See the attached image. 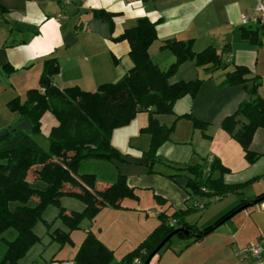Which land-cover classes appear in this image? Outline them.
Here are the masks:
<instances>
[{"label":"crops","instance_id":"1","mask_svg":"<svg viewBox=\"0 0 264 264\" xmlns=\"http://www.w3.org/2000/svg\"><path fill=\"white\" fill-rule=\"evenodd\" d=\"M255 5L256 0H74L67 6H63L61 0H0V131L22 121L20 113L11 109L10 102L18 99L22 104L30 90L40 89L41 75L49 61H53L51 64L56 68L52 83L59 89L77 87L94 92L101 85L119 81L133 67V61L128 41L118 38L136 27L140 19H147L155 26L156 39L148 52L151 61L163 71L176 61L170 50L162 49L165 40L187 43L194 54L208 48L217 52L225 47L230 50L223 54V68L219 70H206L208 66H198L191 58L179 64L169 77V84L198 79L202 82L193 98L187 95L175 102L174 115L155 116L158 122L171 126L175 116L190 114L207 127L202 132L193 128L188 119L177 120L169 140L157 150L156 155L161 161L153 163V173L150 165L129 164L124 160L125 157L148 158L145 154L150 137L141 132L149 121L147 112L138 113L127 126L112 134L111 143L123 159L108 162L111 170L105 177L100 176L101 180L113 181L117 174H121L139 198L138 189L155 191V196L164 201L163 204L152 202L156 207V219L148 217L153 210H147L144 216L134 206L138 201L130 199L132 203L127 205L123 200L122 208L102 209L91 221L84 218L79 228L71 231L56 215L55 220L61 225L50 229L54 223H47L50 229L47 234L52 241L49 259L34 248L35 243L22 263L61 264L71 261L74 264L73 259L86 234L92 232L113 251L111 264H114L157 227L161 212L170 215L179 211L184 215L179 224L174 222L175 227H186L194 236L175 235L150 264H259L254 260H239L235 251L250 243H258L264 236V202L234 213L212 231L205 230L240 204L255 201L264 189L255 197L231 200L196 218L194 212L200 210L197 203L206 206L211 204V197L221 195L205 193L208 192L206 188H202L199 195L190 194L186 187L188 174L176 168L200 166L204 178L210 175L214 160L227 168L228 173L220 175L214 171L211 178L221 179L226 186H241L239 192L223 195L212 203L227 195H242V187L245 188L250 181L233 180L228 176L247 169L251 164L232 136L245 120L237 117L239 123L231 134L222 129V123L251 99L248 89L253 84L252 78L258 84L257 95L264 100V27L260 28L251 21L241 23L242 17L254 15ZM60 13L67 19L56 21L55 16ZM236 66L246 67L250 80L243 85H226V73ZM249 150L257 156L252 164L264 168V129L255 130ZM156 166H162L164 170H157ZM78 202L80 204L75 207L83 210L84 205ZM65 210L70 213L76 209ZM204 219L206 222L202 223ZM103 222L107 223L104 225ZM56 229L69 231L70 236V242L64 247L60 245V250L52 246L53 243L58 245L50 235ZM76 230L79 232H74ZM30 251H34L33 257L27 259Z\"/></svg>","mask_w":264,"mask_h":264},{"label":"trees","instance_id":"2","mask_svg":"<svg viewBox=\"0 0 264 264\" xmlns=\"http://www.w3.org/2000/svg\"><path fill=\"white\" fill-rule=\"evenodd\" d=\"M119 39L128 41L133 61V67L119 81L101 85L94 92H85L77 87L59 89L52 83L56 68L51 64L54 62L49 61L41 75L40 89L30 90L22 104L18 99L10 102L11 109L17 110L21 118H28L32 130L14 131L0 139V243L4 246L0 264H24L22 259L40 240L33 229L49 206L58 208L57 218L71 231L79 228L84 218L93 220L104 208H122L125 199L139 200L136 190L127 185L121 174H117L113 181H105L95 174L79 172L84 160L122 161L123 156L112 145L111 137L116 129L127 126L138 113L149 114L148 124L141 132L150 137L145 155L152 173L153 163L161 161L156 155L157 150L169 140L177 120L188 119L193 128L205 131L207 125L193 119L190 114L175 116L171 126L160 124L155 116L174 115L175 102L187 95L193 98L202 82L198 79L169 84V77L179 64L194 58L198 66H208L206 70H219L223 68L222 56L230 51L229 48L225 47L221 52L208 48L194 54L187 43L165 40L162 49L170 50L176 61L163 71L151 61L148 52L156 39L154 24L140 19L136 27L126 31ZM248 76L246 67L236 66L226 73L224 83L229 86L243 85L250 80ZM251 81L253 84L248 89L251 99L241 104L222 123V129L231 134L239 123L237 117L245 120L232 136L240 144L249 163L257 159L249 150L254 132L258 128L264 129V100L257 95L256 79ZM46 112L54 117L55 124L46 136L48 148L43 149L34 136L42 134L41 118ZM176 168L188 174L186 187L193 195L201 194L202 188H206L208 192L205 193L223 196L237 192L241 187L226 186L221 179L211 178L214 171L220 175L229 172L218 160L213 161L207 178H204V170L200 166ZM64 197L80 201L84 205L83 210L67 213L61 205ZM31 201L35 202L34 206L29 205ZM156 201L164 203L159 197ZM255 201L257 204L264 202V193L259 194ZM244 205L240 204L205 231L214 230ZM183 215L179 211L170 215L161 212L157 227L114 264H143L164 238L177 229L175 223L179 224ZM69 231L56 229L50 235L62 246L70 242ZM112 262L113 251L92 232L86 234L73 259L74 264Z\"/></svg>","mask_w":264,"mask_h":264},{"label":"rangeland","instance_id":"3","mask_svg":"<svg viewBox=\"0 0 264 264\" xmlns=\"http://www.w3.org/2000/svg\"><path fill=\"white\" fill-rule=\"evenodd\" d=\"M54 124H55L54 117L49 112L44 114L42 121H41V133L42 134L34 136L36 142L43 149L48 148V140H47L46 136ZM156 167L155 168L157 170H164V167H162V166H156ZM110 170H111V167H110V164L108 162L99 161V160H84L81 163L80 168H79L80 173H82V174L83 173L95 174L98 179H101L100 176L105 177L106 175H108ZM154 176H155V173H154ZM228 176H229V178H231L233 180L250 179V181L247 183L246 187L245 188L242 187V189H241L242 195H238V196L237 195H227L225 198H223L219 202L207 204L203 209L198 210L197 212H194L197 215L196 218H198L200 216V214L203 213L204 211H207L210 209H211L210 211H213L215 208H220V207L224 206V204L228 203L231 200L237 199V201H238L241 198L255 197L259 191L264 189V168H262V165H254L251 163L247 169L239 170V171L234 172ZM138 192H139L140 198H139L138 202L134 203V206L144 216H146L145 212L147 210H153V214L148 216V217L151 219H153V218L156 219V215H155L156 211L154 210V209H156V207L154 208V204H152V202L155 204H158L156 202V197H155L156 192L153 190H147V189L146 190L145 189H138ZM131 203H132V201H130L128 199L124 200L125 205L131 204ZM77 204H80V203L74 198L64 197L61 200V205L64 208H66L67 210H70V209L75 210L76 209L75 211H81L82 208H80V210H79V208L75 207V205H77ZM29 205L34 206L35 202L31 201L29 203ZM58 212H59L58 208H56V207H53V206L47 207L44 210L41 219L37 221V223L33 229L34 233L40 237V241L35 244L34 248H36L41 253H43L42 255L46 259H49V256H50V254H49L50 248L49 247H50V243L52 242L50 240L51 238L48 236L47 232H49L50 229H53V228L57 227L58 225H61L58 220H55V217H56ZM205 222H206V219H204L202 221V223H205ZM47 223L48 224L54 223V224L52 225V228L49 229L47 227ZM106 223L107 222H103L104 225ZM109 224L112 225L111 223H109ZM201 227H203V226H201ZM74 232H79V230L78 231L76 230ZM80 232H82V231H80ZM55 244L56 243H53L52 246H54V247H56V249H58L60 247V244L59 243H57L58 245H55ZM66 246H70V244H67ZM62 247H64V245H62ZM62 247H61V249H62ZM244 248H246V247H244ZM58 250H60V249H58ZM236 251H238V249ZM3 252H4V246L0 243V256ZM33 252L34 251H30V253H28L26 258L28 259V258H30V256L33 257Z\"/></svg>","mask_w":264,"mask_h":264},{"label":"built area","instance_id":"4","mask_svg":"<svg viewBox=\"0 0 264 264\" xmlns=\"http://www.w3.org/2000/svg\"><path fill=\"white\" fill-rule=\"evenodd\" d=\"M74 0H61L63 6L69 5ZM67 19V16L63 13L55 16L56 21H62ZM249 21L255 23L258 27H264V0H256V5L254 8V15L251 18L242 17L241 23L247 24ZM221 199V196H213L210 198L209 202L212 203L214 201H218ZM196 207L198 209H203L205 207L202 203H197ZM235 256L239 260H254L259 264H264V236L261 237V240L258 243H250L246 246V248L238 249L235 252ZM138 263V261H135ZM61 264H72L71 261H64Z\"/></svg>","mask_w":264,"mask_h":264},{"label":"water","instance_id":"5","mask_svg":"<svg viewBox=\"0 0 264 264\" xmlns=\"http://www.w3.org/2000/svg\"><path fill=\"white\" fill-rule=\"evenodd\" d=\"M31 131L32 130V125L30 124L28 118H23L21 122L16 124L13 127H10L8 129H4L0 131V139L7 137L11 132L14 131ZM126 163L129 164H136L140 166H148L149 165V159L148 158H133V157H125L124 158ZM257 204V201L250 202L243 207L239 209V211L244 210L248 207H252ZM178 234H185V235H191L194 236L192 231L190 229H176L172 233H170L164 240L153 250V252L149 255V257L146 259V261L143 264H150V261L152 258L163 248V246L175 235Z\"/></svg>","mask_w":264,"mask_h":264}]
</instances>
